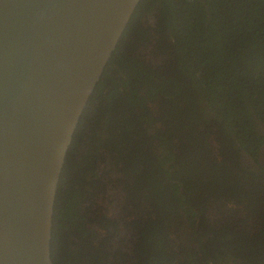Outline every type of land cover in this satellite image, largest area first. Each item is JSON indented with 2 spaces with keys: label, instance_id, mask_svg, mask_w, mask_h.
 Listing matches in <instances>:
<instances>
[{
  "label": "trees",
  "instance_id": "obj_1",
  "mask_svg": "<svg viewBox=\"0 0 264 264\" xmlns=\"http://www.w3.org/2000/svg\"><path fill=\"white\" fill-rule=\"evenodd\" d=\"M51 249L264 264V0H141L75 131Z\"/></svg>",
  "mask_w": 264,
  "mask_h": 264
},
{
  "label": "water",
  "instance_id": "obj_2",
  "mask_svg": "<svg viewBox=\"0 0 264 264\" xmlns=\"http://www.w3.org/2000/svg\"><path fill=\"white\" fill-rule=\"evenodd\" d=\"M141 0H0V264H54L80 118Z\"/></svg>",
  "mask_w": 264,
  "mask_h": 264
},
{
  "label": "flooded vegetation",
  "instance_id": "obj_3",
  "mask_svg": "<svg viewBox=\"0 0 264 264\" xmlns=\"http://www.w3.org/2000/svg\"><path fill=\"white\" fill-rule=\"evenodd\" d=\"M229 264H243V262L241 260L237 261V262H234V260H231V262Z\"/></svg>",
  "mask_w": 264,
  "mask_h": 264
}]
</instances>
